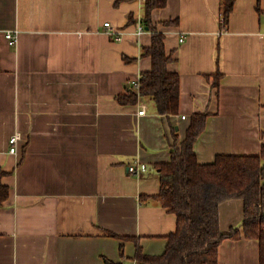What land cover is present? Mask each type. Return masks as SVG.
<instances>
[{
  "label": "crops",
  "instance_id": "0c3cea01",
  "mask_svg": "<svg viewBox=\"0 0 264 264\" xmlns=\"http://www.w3.org/2000/svg\"><path fill=\"white\" fill-rule=\"evenodd\" d=\"M143 14L144 0H0V182L9 188L0 264H137L138 247L162 254L177 215L156 198L157 166L171 160L196 112H209L195 143L200 162L260 153L264 0H234L228 22L223 0L154 9L175 58L169 69L180 74V109L170 115L151 96L119 100L152 68L142 54L152 43ZM136 160L149 166L140 177L128 171ZM220 215L223 231L239 226L243 201L224 202ZM240 230L220 244L219 264H259V242Z\"/></svg>",
  "mask_w": 264,
  "mask_h": 264
},
{
  "label": "trees",
  "instance_id": "16d2710c",
  "mask_svg": "<svg viewBox=\"0 0 264 264\" xmlns=\"http://www.w3.org/2000/svg\"><path fill=\"white\" fill-rule=\"evenodd\" d=\"M168 0H144L143 23L152 30V43L142 54L152 58V68L140 77L139 90L133 88L119 96L123 104H136L139 95L151 96L160 114H177L180 109V74L169 69L174 61L165 45V34L153 24L152 13ZM234 0H223L226 22ZM220 75H216L219 83ZM209 112L191 117L186 137L175 136L171 160L158 164L161 178L156 198L177 215L176 231L168 236L165 251L150 255L138 247L137 264H219V247L226 238L244 236L259 242V264H264V144L258 154H218L214 161L202 163L195 143L206 129ZM9 188L0 182V204ZM240 199L244 217L239 226L221 228V205Z\"/></svg>",
  "mask_w": 264,
  "mask_h": 264
},
{
  "label": "built area",
  "instance_id": "2783aa9c",
  "mask_svg": "<svg viewBox=\"0 0 264 264\" xmlns=\"http://www.w3.org/2000/svg\"><path fill=\"white\" fill-rule=\"evenodd\" d=\"M222 21L225 22V17L224 16H223ZM105 25L108 27V32L116 33L114 31V28L111 25L110 21L105 22ZM138 25H139L138 26V32L139 33L143 32L145 30L144 25L142 23H139ZM6 36H7L8 40H9V42L11 44H16L17 43V40H18L17 31H12V30L7 31ZM117 38L118 39H122L123 38V33L118 32L117 33ZM183 40H184V36H182V38H181V41H183ZM131 84H133L139 90L140 78H136V79L132 80ZM139 97H141V95H139ZM141 106H142L141 109L138 111L139 115H143L147 111V107H146L145 103H142ZM186 117H187V115H183L182 116V118H186ZM20 139H21L20 133H17V132L10 137V140H9L10 141V145H11L10 152L14 153V152L17 151V145H18V142H19ZM148 169H149L148 164L143 162V161H141V160H136L134 163H131L128 166V171L130 173H132L133 175L137 176V177H140L143 174V172L148 171Z\"/></svg>",
  "mask_w": 264,
  "mask_h": 264
}]
</instances>
